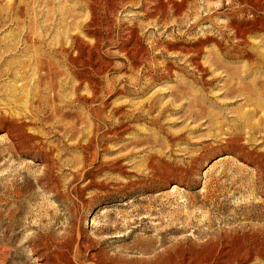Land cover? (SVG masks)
Here are the masks:
<instances>
[{
    "label": "rangeland",
    "instance_id": "374dc122",
    "mask_svg": "<svg viewBox=\"0 0 264 264\" xmlns=\"http://www.w3.org/2000/svg\"><path fill=\"white\" fill-rule=\"evenodd\" d=\"M162 1L0 0V225L15 209V237L0 240V258L14 261L6 264L51 256L63 264L56 250L77 238L103 251L100 264H264V28L248 36V58L235 57L209 38L227 49L236 42L225 16L235 0H186L180 8ZM245 8L238 25L264 24V7L255 15ZM70 33L82 39L79 58L99 91L96 102L74 108L68 63L41 54L67 46ZM37 55L62 71L53 84L61 101L32 77ZM20 118L48 139L55 162L47 175ZM91 124L105 139L87 152L80 144ZM94 154L105 166L90 165ZM13 182L19 197L8 194ZM42 234L48 245L30 248Z\"/></svg>",
    "mask_w": 264,
    "mask_h": 264
},
{
    "label": "bare ground",
    "instance_id": "6f19581e",
    "mask_svg": "<svg viewBox=\"0 0 264 264\" xmlns=\"http://www.w3.org/2000/svg\"><path fill=\"white\" fill-rule=\"evenodd\" d=\"M93 1V0H92ZM117 1V0H116ZM162 1V0H161ZM167 3H172L174 4V6L176 7H181V4H183V2L185 3L186 0H166ZM205 1V0H204ZM234 1V0H232ZM236 3L238 4V8L236 9H231L230 8V12L226 13V17H227V23H226V27L230 28L231 31H232V35L233 37L236 39V42L231 45L230 49H227L225 47V45L221 42L220 39H215V37H209L211 38L215 43L216 45H218L219 47H221V49L223 50H226L229 52H232V56H235V57H247L249 56V53H248V48H245L247 47L246 45H248V36L250 34H252L254 31L256 30H261L264 28V24L260 23V25L256 24L252 18L248 21V23L246 22L245 24H242V25H238L236 23V21H234V17L239 14L241 15H244L245 12H246V8L245 7H248L249 9H251L250 11H255L257 9H262L263 7H261L260 5H257L258 3H261L262 0H235ZM113 2V1H112ZM163 2V1H162ZM215 2V1H214ZM213 2V3H214ZM255 2V3H254ZM122 3V2H121ZM210 3V2H209ZM209 3L207 2V4L209 5ZM264 3V2H262ZM27 4V3H26ZM115 4V3H114ZM7 5V4H6ZM9 5V4H8ZM179 5V6H178ZM230 5V4H229ZM19 6V5H18ZM111 6V5H110ZM175 7V8H176ZM179 7V8H180ZM220 7V6H219ZM237 7V6H236ZM7 8V7H6ZM172 8V7H171ZM23 9V8H22ZM114 9V8H113ZM168 9V8H167ZM238 9V10H237ZM253 9V10H252ZM25 10V9H24ZM176 10V9H175ZM28 11V10H27ZM254 11L251 12L254 14ZM92 12V11H91ZM115 12V11H114ZM258 12V11H257ZM261 12V11H260ZM23 13V12H22ZM113 13V12H112ZM24 14V13H23ZM264 14V13H263ZM95 15V14H94ZM178 15V14H177ZM203 15V14H202ZM249 15V14H248ZM252 15V14H251ZM115 16V15H114ZM204 16H207L209 17V14H204L203 16H199V18H204ZM161 17V16H160ZM206 17V18H207ZM2 18V17H0ZM259 18V17H258ZM262 18V17H261ZM92 19V17L90 18ZM96 19V18H95ZM169 19V18H168ZM175 19V18H174ZM179 19V18H178ZM199 19V20H200ZM239 19V18H238ZM244 19V18H243ZM242 19V20H243ZM256 19V18H255ZM260 19V18H259ZM248 20V19H247ZM1 21V19H0ZM244 21V20H243ZM256 21V20H255ZM95 22V21H94ZM176 22V21H175ZM198 22V16L195 18L194 22L192 23V25H194L195 23ZM155 23V22H154ZM158 23V22H157ZM244 23V22H243ZM259 23V22H258ZM91 26V23H90V20L87 19L85 23H82L81 27H82V30H85L87 29L88 27ZM190 28V27H189ZM92 29V28H91ZM88 30V29H87ZM86 31V30H85ZM84 32V31H83ZM263 32V31H262ZM87 33V32H86ZM27 35V34H25ZM28 36V35H27ZM26 36V37H27ZM69 36V40H68V45L66 46L65 43H60V45L58 46H54L52 49L46 51L45 49L41 51V54H46L49 55V57L51 58H57V60H61L62 61V57L64 58V62L68 63L67 65H69V69L70 71L72 72L73 76L75 77V83H73V88L74 89V98H71L72 101H77V104H74L73 106L71 107H75V106H78L79 102H90L91 104L96 102V99L98 98V93L99 91L97 90V87L98 86H95V82L93 81L94 79V76L93 74L91 73L92 71L91 70H88V68L84 65V62H82V60H80L79 57H81L83 55V49L80 47V43H82V39L79 37L78 34L76 33H70L68 34ZM112 37V36H111ZM98 40V38H96ZM28 40V37L27 39H25V41ZM200 41V40H199ZM203 41V40H202ZM201 41V42H202ZM27 42V41H26ZM205 42V41H204ZM84 43V42H83ZM58 44V43H57ZM85 44H88V43H85ZM223 45V46H222ZM243 45V46H242ZM90 46V44H89ZM202 47V45H200ZM199 46V47H200ZM9 47V46H8ZM12 48V47H10ZM8 50V49H7ZM195 51V49H193ZM248 50V51H247ZM74 51L75 54H72L71 55V52ZM201 51V50H200ZM8 52V51H7ZM38 55H40V53H37ZM36 56L34 58L35 62H34V71L32 72V77L34 78L35 76V80H36V83L39 82V83H43V84H48L50 86L49 88V99L51 101H54L58 98V93H55L54 89H53V84H54V81H55V78H57L56 76L62 74L56 65L55 63L50 59L48 58H45L44 59H47L49 61L45 62L44 60H42L40 57L41 56ZM77 56V57H75ZM1 57V55H0ZM2 58V57H1ZM79 58V59H78ZM88 60V59H87ZM96 73V72H95ZM31 77V78H32ZM57 81L59 79H56ZM58 83V82H57ZM35 84V83H34ZM59 84V83H58ZM85 87L87 89H89L88 91H90V93L84 95L82 93H80L79 89L81 87ZM54 87H55V84H54ZM45 88V87H44ZM51 90V91H50ZM27 95L28 93H26L25 97H24V105H26L27 101H28V98H27ZM58 100L61 101V99L58 98ZM69 100V99H68ZM56 102V101H54ZM59 103V102H58ZM62 103V102H61ZM84 104V103H83ZM54 105H56V108L59 109L60 111H62V104L59 105L57 103H55ZM68 105V104H67ZM71 105V103L69 104V106ZM91 107V106H90ZM38 108V107H37ZM31 109V108H30ZM43 109V108H42ZM89 114L93 115L94 118H100V114L103 112L101 109H94V108H90L89 110ZM72 112V111H71ZM70 112V113H71ZM62 114L64 113L61 112ZM61 114V115H62ZM47 116V115H46ZM0 118H6L5 115L3 113L0 112ZM11 118V117H10ZM46 119V118H45ZM10 120V119H9ZM12 121V119H11ZM15 122L21 124L23 126V129H22V133L25 134L26 136V139L31 142L29 144V146L32 148V149H36V152H43V158L41 159L42 161L46 162L45 166H44V175H47V173L49 172V170L52 168V166H54V158L53 157H49L48 156V152H47V148L49 146L46 145L47 143V140L46 137L45 139L46 140H43V138H41L37 133H34V132H31L30 129H27L26 126L28 124L31 123V121H28V120H24L22 118L20 119H16L14 120ZM34 124V123H33ZM92 125V124H91ZM95 129L96 126L95 125H92V127L90 128L87 136H86V139L84 140V142L82 144H80L84 149H86L87 152H89V150L91 149V147L97 143V141L99 139H105L103 136L101 137H97L96 135V132H95ZM34 130V129H33ZM106 130L109 132V131H112L113 128H109L108 125L106 124ZM38 132V131H37ZM53 134L57 135V131H52ZM12 143H13V146L15 148H19L20 147V142L19 140L17 139V136L14 134H12ZM102 141H105V140H102ZM51 152V150H50ZM94 158L91 160V164H93V162H97L98 164H100L101 166H105V163L103 161H101V159H97L95 158V154L93 155ZM56 164V163H55ZM116 168L118 169H121L122 168V165L120 164H117L116 165ZM84 169V165L80 168H78V170L76 171V175L80 176V177H85L86 176V172ZM264 170V169H263ZM75 175V174H74ZM93 176H88L87 179L89 182L93 181ZM43 176L42 177H37V183H40L41 180H42ZM138 180V179H137ZM21 183V182H20ZM29 181H24V184H28ZM131 183V180H128L126 182V184H130ZM15 182L12 183V188L8 190V194H10V196L13 198V197H19L20 196V188L16 187L15 186ZM23 186V185H22ZM21 186V187H22ZM3 192V191H2ZM6 193L4 192V195ZM6 194V195H8ZM23 194V193H22ZM3 195V197H4ZM2 196V195H1ZM0 196V197H1ZM26 199V198H25ZM19 202V201H18ZM3 203V201H2ZM253 203V202H252ZM22 205V204H21ZM30 207V206H29ZM28 207V208H29ZM253 207V206H252ZM264 207V206H263ZM2 208V207H1ZM20 208V207H19ZM251 208V207H250ZM2 211V210H1ZM25 212V210H24ZM21 213V212H20ZM1 214V212H0ZM28 215V214H27ZM26 217V216H25ZM261 216H259L260 218ZM7 222L3 225H0V228L3 227V229H1V233H2V236L0 237V240L2 241V239H5V238H14L15 237V234H14V229H15V209H11L9 212H8V215H7ZM19 222V221H18ZM37 223V222H36ZM40 224H42L41 222H39ZM45 224V223H44ZM246 224V223H245ZM38 225V224H37ZM240 225V224H239ZM254 225V223H253ZM263 225V224H262ZM39 226V225H38ZM41 226V225H40ZM57 227V226H56ZM252 227V226H251ZM102 228V227H101ZM260 228V227H259ZM263 228V227H262ZM33 229V228H32ZM42 229V228H41ZM48 229V228H47ZM110 229L109 228V225H107L106 227L104 226V228H102V230H108ZM242 229V228H241ZM237 230V229H236ZM235 230V232H236ZM259 230V229H258ZM11 232L10 234L7 233V232ZM46 231V229H45ZM49 231V230H48ZM254 231V230H252ZM260 231V230H259ZM263 231V230H262ZM53 232V231H52ZM55 232V231H54ZM7 233V234H6ZM258 233V232H257ZM263 233V232H262ZM30 234V233H29ZM40 234V233H38ZM4 235V236H3ZM36 235V233H35ZM45 235V234H44ZM79 234H77V237H78ZM33 237V235H31ZM225 236V235H224ZM232 236V235H231ZM259 236V235H258ZM36 237V236H35ZM51 237V236H50ZM54 237V236H53ZM210 237V236H209ZM58 238V237H57ZM13 240V239H12ZM52 240V239H51ZM50 240V241H51ZM6 241V240H5ZM9 241V240H8ZM29 242H33L32 244H30V248L34 249L33 247L35 246V243H36V246L39 245V244H43L45 246V244L48 243V238H46L45 236L40 235V236H37V238H31L28 240ZM49 241V242H50ZM198 241V240H197ZM201 241V240H200ZM14 242V241H13ZM52 242V241H51ZM10 243V241H9ZM222 243V242H221ZM51 244V243H50ZM261 244V243H260ZM48 245V244H47ZM46 245V246H47ZM135 245V244H134ZM218 245V244H217ZM220 245V244H219ZM43 246V249L44 251L42 252H47V251H50L52 252V249H50V247H44ZM200 246V244H199ZM253 246V245H252ZM138 247V246H137ZM223 247V246H222ZM4 248V247H3ZM6 248V247H5ZM16 248V247H15ZM39 248V247H38ZM99 248V247H98ZM141 248V247H140ZM31 249V250H32ZM36 249V248H35ZM40 249V248H39ZM83 249H85V253H82ZM89 249L88 248V245H85L83 241H79L78 238L75 242H72L70 243L69 245L67 246H62V252L60 249H57L56 250V254H62V258L67 260L65 261L63 264H100V259L102 256H105L103 253V251H97V252H94V251H89L87 250ZM145 249V247H144ZM219 249V248H218ZM6 250V249H5ZM146 250V249H145ZM37 251V250H36ZM3 252V251H2ZM10 252V251H9ZM24 252V251H23ZM41 252V253H42ZM55 252V251H54ZM222 252V251H221ZM49 253V252H48ZM260 253V252H259ZM27 254V253H25ZM44 254V253H43ZM69 254H72V256H69ZM3 255V254H2ZM54 255V254H53ZM182 257V256H181ZM229 257V256H228ZM26 258V256H25ZM52 258V256H51ZM51 258H48L50 260H52ZM57 258V257H56ZM193 259V258H192ZM191 259V260H192ZM41 260V258H40ZM49 260V261H50ZM8 261L10 263H13V258H8V257H3V258H0V264H6L8 263ZM46 259H42L38 264H51ZM64 261V260H63ZM184 261V260H183ZM220 261V260H219ZM218 261V262H219ZM242 262V261H241ZM17 263V261H16ZM60 263V262H59ZM211 263V262H210ZM21 264H28V262L26 260L23 261V263ZM61 264V263H60ZM121 264V263H119ZM214 264V263H213Z\"/></svg>",
    "mask_w": 264,
    "mask_h": 264
}]
</instances>
